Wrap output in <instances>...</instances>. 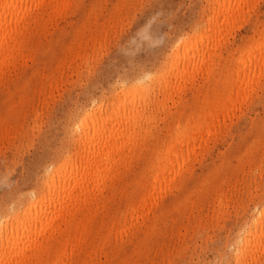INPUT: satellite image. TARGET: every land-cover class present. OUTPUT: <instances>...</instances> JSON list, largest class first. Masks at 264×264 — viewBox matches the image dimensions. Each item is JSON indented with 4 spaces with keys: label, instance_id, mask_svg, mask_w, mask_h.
Segmentation results:
<instances>
[{
    "label": "bare ground",
    "instance_id": "obj_1",
    "mask_svg": "<svg viewBox=\"0 0 264 264\" xmlns=\"http://www.w3.org/2000/svg\"><path fill=\"white\" fill-rule=\"evenodd\" d=\"M119 1L113 10L121 9ZM257 2L211 0L206 26L177 37L171 45L170 61L165 63L166 70L163 68L165 73L139 71L143 74L140 77L120 81L121 84L117 81L120 89L109 101L93 98L90 107L71 119L68 131L73 143L59 153V160L43 166V182L47 188L32 189L30 195L19 196L15 205L0 213V264H130V258L123 253L124 243L135 241L151 225L167 223L171 195H185L181 187L183 180L192 176V157L209 145L210 136H216L226 127V119L234 116L235 108L239 110L250 100L253 87L264 78V19L258 15L251 21L249 44L235 49L238 56L232 62L233 72L227 65V73L223 70L212 73L214 57L222 61L221 48L228 42L224 34L227 27L247 21ZM95 5L81 37L66 52L58 69L63 70L70 61L84 59L85 62L90 51L97 50L105 39L115 12H109L104 22L106 29L102 28L98 4ZM72 6L73 0H0V85L7 81L13 69L22 68L33 59L37 42L47 34L52 35L58 19L66 18ZM193 52L195 56L191 55ZM201 71L206 73L209 82L215 80L216 84L217 92L209 103V110L199 115L200 124L189 122L187 130L177 125L176 139L162 134L157 150L148 156L150 139H153L152 123L165 109L167 91H177L180 80L191 79ZM55 74V71L39 74V93L49 90L52 82L56 83ZM158 92L163 94L160 100L155 98ZM2 132L0 136H4ZM262 135L263 132L247 147L258 144L264 147ZM141 159L146 164L141 191L135 197L130 181L137 174L133 165L140 164ZM222 183L228 181L223 180L221 186ZM177 187L178 194H174ZM227 195V189L223 190L222 198L217 199L218 206ZM125 197L128 200L123 206ZM255 209L242 234L232 242L228 260L218 264L262 262L264 200Z\"/></svg>",
    "mask_w": 264,
    "mask_h": 264
},
{
    "label": "rangeland",
    "instance_id": "obj_2",
    "mask_svg": "<svg viewBox=\"0 0 264 264\" xmlns=\"http://www.w3.org/2000/svg\"><path fill=\"white\" fill-rule=\"evenodd\" d=\"M210 1L121 0V9L115 11L117 0H73L70 14L58 19L52 35L37 42L33 59L24 67L13 69L0 85V131L4 134L0 136V213L15 205L19 196L26 198L32 189L47 188L43 166L59 160V153L73 143L68 131L71 119L90 107L93 98L107 102L119 91L118 82L135 79L146 71L165 73L176 38L206 26ZM95 4L102 28L106 29L104 22L109 12H115L109 32L107 28L105 39L97 50L90 51L85 62L70 61L63 70L58 69L66 52L81 37ZM256 7L247 21L227 27L224 34L228 44L222 45V61L214 57L213 74L222 70L227 73V65L233 72L232 62L238 56L235 49L249 44L251 21L257 15L264 19V0H258ZM54 71L58 84L52 82L49 90L39 93V74ZM179 85L177 91H164L167 103L152 123L148 156L157 150L162 134L176 139L177 125L187 130L189 122L200 124L199 115L209 110L217 92L215 80L209 82L204 71L180 80ZM162 95L158 92L155 98L160 100ZM231 117L226 119L224 132L210 136L209 145L192 157V176L183 180L181 187L185 195H171L167 223L151 225L135 241L124 243L123 253L130 258V264H218L228 260L238 234H242L251 213L264 200V147H247L262 132L264 139V78L253 87L250 100L239 110L235 108ZM145 164V159H141L140 164L133 165L137 174L130 181L132 196L139 197ZM225 179L228 183L221 186ZM226 189L229 195L218 206L217 199ZM178 191L177 187L174 194ZM127 200L128 197L123 199V206ZM260 264H264V259Z\"/></svg>",
    "mask_w": 264,
    "mask_h": 264
}]
</instances>
